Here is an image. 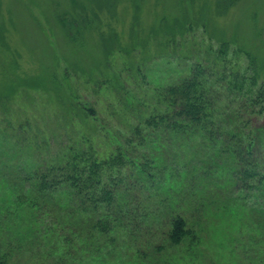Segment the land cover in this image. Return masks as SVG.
<instances>
[{
	"label": "rangeland",
	"instance_id": "rangeland-1",
	"mask_svg": "<svg viewBox=\"0 0 264 264\" xmlns=\"http://www.w3.org/2000/svg\"><path fill=\"white\" fill-rule=\"evenodd\" d=\"M220 50H227L226 58L242 73L246 69L252 72L254 63L260 71L257 85L264 84V0H0V96H14L6 108L0 105V206L11 201L3 184L18 185L37 158L35 144L29 139L18 144L17 137L1 138L3 131L28 138L40 135L41 126L59 134L67 123L63 117L67 100L73 95L79 102L83 99V105H93L104 121L116 125L122 97L110 92L104 74L122 72L132 77L128 81L132 91L139 78L134 65H142L140 74L154 86L167 78L182 77L179 74L195 63L210 66L209 60ZM58 82L67 92L59 89ZM148 88L143 92L150 94ZM26 118L30 127L22 131L21 122ZM235 118V110H229L225 121L233 126ZM262 129L258 133L264 144V124ZM184 145L173 143L163 153L153 148L161 155L162 167L155 189L160 206L177 207L190 224L203 231L201 236L207 241L202 242L199 253L192 254L186 245L183 251H160L150 244L134 248L125 241L115 249L121 252L102 264H264V243H259L264 239L256 230L264 232L260 201L245 203L226 190L223 165H215V174L203 176L212 169L211 162L203 161L198 142L191 150V144ZM186 158L196 165V175L190 171L187 178L181 169ZM168 212H159L158 225L148 227L152 229L147 237L159 239L158 228H165ZM225 212H246L249 220L245 221L252 227L234 222L232 214V220L223 218ZM11 235L0 228L2 242ZM20 246H4L12 264H61L46 245L24 242Z\"/></svg>",
	"mask_w": 264,
	"mask_h": 264
},
{
	"label": "trees",
	"instance_id": "trees-1",
	"mask_svg": "<svg viewBox=\"0 0 264 264\" xmlns=\"http://www.w3.org/2000/svg\"><path fill=\"white\" fill-rule=\"evenodd\" d=\"M226 53L220 50L209 60L210 66L195 63L179 74L182 77L167 78L154 86L140 74L142 65H134L139 78L132 91L128 84L132 77L122 72L104 74L110 92L122 97L116 125L104 121L92 104L87 107L73 95L67 100L63 115L67 123L59 134L47 121V132L38 126L43 133L28 138L3 131L1 138L17 137L18 144L29 139L35 144L37 158L18 185L3 184L11 201L0 206V228L12 235L4 242L0 239V264H12L11 254L4 249L6 243L21 247L24 242L46 245L61 264L110 263L121 252L115 249L125 241L134 248L150 244L160 251L186 245L192 254L199 253L200 245L207 241L201 236L203 231L190 224L177 207L160 206L155 189L157 172L162 169L156 151L163 153L166 146L179 141L185 147L191 144L190 150L198 142L203 161L211 162L212 168L203 176L215 174V165H223L226 190L245 203L259 200L264 212V144L258 133L263 132L264 124L259 123L264 121V84L257 85L260 71L254 63L252 72L246 69L242 73ZM243 53L253 59L250 53ZM58 87L67 92L61 82ZM148 87L150 94L143 92ZM13 97L0 96V105L6 108ZM229 110H235L233 126L225 121ZM20 127L22 131L30 127L29 119ZM187 158L181 164L186 178L190 171L196 175V165ZM159 212L169 215L163 221L165 228H158L159 239L154 240L146 234L152 229L148 227L158 225ZM225 213L223 218L232 220V214L234 222L251 226L245 221L249 220L246 212ZM256 230L264 239V232Z\"/></svg>",
	"mask_w": 264,
	"mask_h": 264
}]
</instances>
